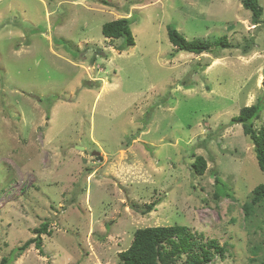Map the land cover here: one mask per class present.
Returning <instances> with one entry per match:
<instances>
[{"label": "rangeland", "instance_id": "rangeland-1", "mask_svg": "<svg viewBox=\"0 0 264 264\" xmlns=\"http://www.w3.org/2000/svg\"><path fill=\"white\" fill-rule=\"evenodd\" d=\"M259 5L254 26L243 0L0 2V264H120L138 229L175 225L226 248L209 264H264V201L243 209L264 173L230 125L264 99ZM121 18L125 51L102 34ZM169 25L233 48L179 51ZM45 222L44 254H17Z\"/></svg>", "mask_w": 264, "mask_h": 264}, {"label": "trees", "instance_id": "trees-1", "mask_svg": "<svg viewBox=\"0 0 264 264\" xmlns=\"http://www.w3.org/2000/svg\"><path fill=\"white\" fill-rule=\"evenodd\" d=\"M245 9L252 12V22L254 26L262 23L263 9L259 5V0H243ZM131 21L126 18L107 22L102 27V34L105 38L122 39L123 43L119 46V51H125L134 46L135 41L131 30ZM168 37L170 42L177 47L179 51H185L191 54H211L216 49H232L227 36L221 37L213 42L202 40H187L174 27L168 26ZM264 112V99L258 101L252 106H245L240 110L237 117L231 119L230 125H241L243 133L253 144L254 152L261 171L264 173V125L259 129L255 128V121L259 120ZM207 168V160L202 157H196L192 164V171L195 175H203ZM215 185L222 181L219 173L214 171ZM264 201V184L257 186L253 190L251 203L244 205L243 209L246 217H249L254 206L260 205ZM154 209L153 205L148 206L145 214ZM49 224L43 223L34 232L36 237L27 241L22 247L18 248L17 254L24 253L31 245L44 254L42 235L51 233L48 230ZM226 248L220 246L215 240L207 244H200L196 239V234L186 226H154L138 229L134 233L131 245L119 254L120 264H179L185 257L183 264H209L214 255L225 258ZM3 259L1 264H9Z\"/></svg>", "mask_w": 264, "mask_h": 264}, {"label": "built area", "instance_id": "built-area-1", "mask_svg": "<svg viewBox=\"0 0 264 264\" xmlns=\"http://www.w3.org/2000/svg\"><path fill=\"white\" fill-rule=\"evenodd\" d=\"M2 1H4V0H0V2H2Z\"/></svg>", "mask_w": 264, "mask_h": 264}, {"label": "bare ground", "instance_id": "bare-ground-1", "mask_svg": "<svg viewBox=\"0 0 264 264\" xmlns=\"http://www.w3.org/2000/svg\"><path fill=\"white\" fill-rule=\"evenodd\" d=\"M105 89V88H104Z\"/></svg>", "mask_w": 264, "mask_h": 264}]
</instances>
